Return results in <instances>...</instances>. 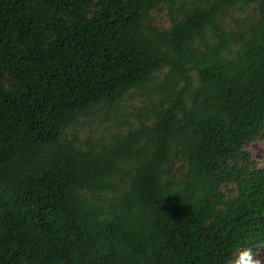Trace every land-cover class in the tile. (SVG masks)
<instances>
[{
	"label": "trees",
	"instance_id": "16d2710c",
	"mask_svg": "<svg viewBox=\"0 0 264 264\" xmlns=\"http://www.w3.org/2000/svg\"><path fill=\"white\" fill-rule=\"evenodd\" d=\"M257 141L264 0H0V264L257 253Z\"/></svg>",
	"mask_w": 264,
	"mask_h": 264
},
{
	"label": "rangeland",
	"instance_id": "374dc122",
	"mask_svg": "<svg viewBox=\"0 0 264 264\" xmlns=\"http://www.w3.org/2000/svg\"><path fill=\"white\" fill-rule=\"evenodd\" d=\"M167 9L163 12H157L154 15V22L161 26V27H167L170 24L169 16H168ZM239 14H236L235 17H237ZM143 96L138 91L137 95L134 97V101H132L131 108L128 110V114L126 115V120H129L132 124L135 125V114L136 112V106L140 105V101H142ZM109 126V123L107 122H93L92 127H86L85 130H79L78 134L81 139V141H85L87 138L91 139V141L96 142L100 141L102 144L106 143L111 135V130H109L107 127ZM248 152L252 155L253 159H255L260 166L264 165V143L257 141L252 143L249 148L247 149ZM256 257L260 259L261 264H264V246L259 249L257 253H255Z\"/></svg>",
	"mask_w": 264,
	"mask_h": 264
},
{
	"label": "clouds",
	"instance_id": "9594fccd",
	"mask_svg": "<svg viewBox=\"0 0 264 264\" xmlns=\"http://www.w3.org/2000/svg\"><path fill=\"white\" fill-rule=\"evenodd\" d=\"M238 255L233 254L229 260V264H261L259 258L256 257L254 251L250 247L237 249Z\"/></svg>",
	"mask_w": 264,
	"mask_h": 264
}]
</instances>
